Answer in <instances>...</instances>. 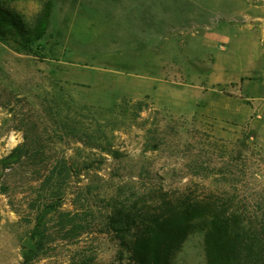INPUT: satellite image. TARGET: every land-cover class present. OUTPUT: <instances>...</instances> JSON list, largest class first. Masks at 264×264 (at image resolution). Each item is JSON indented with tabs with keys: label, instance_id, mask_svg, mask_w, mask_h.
I'll list each match as a JSON object with an SVG mask.
<instances>
[{
	"label": "rangeland",
	"instance_id": "1",
	"mask_svg": "<svg viewBox=\"0 0 264 264\" xmlns=\"http://www.w3.org/2000/svg\"><path fill=\"white\" fill-rule=\"evenodd\" d=\"M53 3L32 49L0 37V264H131L111 202L161 190L264 223V0ZM173 261L207 264L203 233Z\"/></svg>",
	"mask_w": 264,
	"mask_h": 264
},
{
	"label": "trees",
	"instance_id": "2",
	"mask_svg": "<svg viewBox=\"0 0 264 264\" xmlns=\"http://www.w3.org/2000/svg\"><path fill=\"white\" fill-rule=\"evenodd\" d=\"M53 2L46 0L28 21L0 1V37L32 49L49 28ZM20 159L17 148L5 162ZM111 203L104 232L120 238L131 264H175V251L197 231L204 235L207 264H264V223L244 218L219 197L175 196L161 190L150 201L143 194ZM37 254L29 250L21 264H33Z\"/></svg>",
	"mask_w": 264,
	"mask_h": 264
}]
</instances>
